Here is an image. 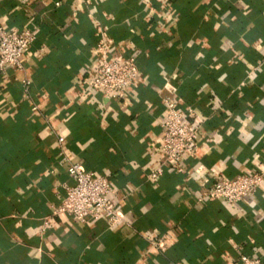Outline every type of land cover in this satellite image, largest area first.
Wrapping results in <instances>:
<instances>
[{
  "label": "crops",
  "instance_id": "1",
  "mask_svg": "<svg viewBox=\"0 0 264 264\" xmlns=\"http://www.w3.org/2000/svg\"><path fill=\"white\" fill-rule=\"evenodd\" d=\"M0 20L36 34L24 71L0 77V264H235L236 249L264 261V176L237 205L195 202L206 180L263 170L264 0H0ZM101 38L113 57L137 58L124 101L85 86ZM175 95L194 111L198 147L150 181L161 98ZM58 137L108 177L125 225L54 215L70 182Z\"/></svg>",
  "mask_w": 264,
  "mask_h": 264
},
{
  "label": "built area",
  "instance_id": "2",
  "mask_svg": "<svg viewBox=\"0 0 264 264\" xmlns=\"http://www.w3.org/2000/svg\"><path fill=\"white\" fill-rule=\"evenodd\" d=\"M36 40L31 24L22 30H9L0 20V77L6 75L8 69L15 74L24 71L23 59L30 46ZM97 63L87 69L91 79L86 87L98 91L104 100L124 101L127 91L134 87L139 79L137 58H115L110 43L100 39L97 44ZM23 88L27 92L30 85L25 80ZM177 96L162 97L163 108L159 122L162 128V162L148 175L155 181L169 169L177 168L187 155H194L201 136L200 125L190 124L188 117L194 114L192 108L182 109ZM36 106L32 111L36 112ZM58 165L66 168L70 182L63 183L59 191L60 200L52 207L55 216H65L79 226L88 225L92 221L104 220L110 228L125 225L124 215L117 210L110 200L113 189L106 176H97L94 171L86 170L82 163L73 161L66 153L67 142L58 137ZM264 167L261 172L242 173L233 178L206 180L200 185V194L195 198L196 204L211 201H222L234 206L254 195L262 183ZM52 229L49 219L43 225V231ZM154 246L165 251L167 248L156 237L150 238ZM235 264H264L258 256H247L241 249L234 253Z\"/></svg>",
  "mask_w": 264,
  "mask_h": 264
},
{
  "label": "trees",
  "instance_id": "3",
  "mask_svg": "<svg viewBox=\"0 0 264 264\" xmlns=\"http://www.w3.org/2000/svg\"><path fill=\"white\" fill-rule=\"evenodd\" d=\"M189 259V258H188Z\"/></svg>",
  "mask_w": 264,
  "mask_h": 264
}]
</instances>
